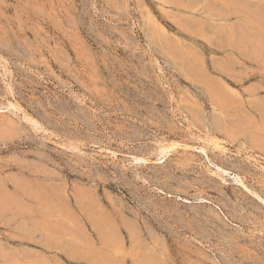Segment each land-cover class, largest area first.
I'll list each match as a JSON object with an SVG mask.
<instances>
[{
  "label": "rangeland",
  "instance_id": "rangeland-1",
  "mask_svg": "<svg viewBox=\"0 0 264 264\" xmlns=\"http://www.w3.org/2000/svg\"><path fill=\"white\" fill-rule=\"evenodd\" d=\"M0 264H264V0H0Z\"/></svg>",
  "mask_w": 264,
  "mask_h": 264
},
{
  "label": "bare ground",
  "instance_id": "bare-ground-1",
  "mask_svg": "<svg viewBox=\"0 0 264 264\" xmlns=\"http://www.w3.org/2000/svg\"><path fill=\"white\" fill-rule=\"evenodd\" d=\"M259 39H260V38H259ZM262 41H263V40H262ZM223 101H224V100H223ZM174 145H175V143H174ZM167 148H168L167 146H166V147H163L162 150H163V151H167V150H168Z\"/></svg>",
  "mask_w": 264,
  "mask_h": 264
}]
</instances>
